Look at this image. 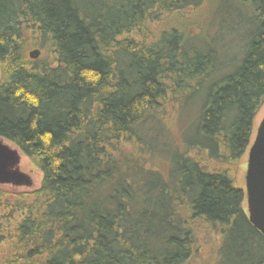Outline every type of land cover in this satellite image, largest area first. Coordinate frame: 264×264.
Returning a JSON list of instances; mask_svg holds the SVG:
<instances>
[{"label": "trees", "instance_id": "obj_1", "mask_svg": "<svg viewBox=\"0 0 264 264\" xmlns=\"http://www.w3.org/2000/svg\"><path fill=\"white\" fill-rule=\"evenodd\" d=\"M235 1L245 15L226 0H0V138L43 174L33 192L0 186V264H193L198 221L220 238L215 264H264L232 178L264 103V0ZM242 32L228 61L225 35ZM170 105L191 120L180 136L158 122ZM131 142L142 160L122 156Z\"/></svg>", "mask_w": 264, "mask_h": 264}, {"label": "rangeland", "instance_id": "obj_2", "mask_svg": "<svg viewBox=\"0 0 264 264\" xmlns=\"http://www.w3.org/2000/svg\"><path fill=\"white\" fill-rule=\"evenodd\" d=\"M225 6H226L225 8L228 9L226 13H227V17L229 18H234V17H239L241 15H245V13L243 14L244 8L242 7V3L240 1L226 0ZM194 16L195 14L192 12H189L188 14L184 15L185 23L187 25H190V29H189L190 33H194V31L196 30V24H194L195 22ZM193 24L195 26L191 27V25ZM167 25H168V22L166 21L165 16H163L161 17L159 21H157L156 23H153L150 26V29H151V32H154L156 34L158 30L166 28ZM241 28L244 30V36H245L246 28L245 27H241ZM241 28H239V30ZM242 34L243 32L239 36H237L236 34L226 33L225 35L226 40L224 43L225 44L224 58L227 59L228 61L233 60L236 62L239 59L241 48L244 45V40L243 38H241ZM230 35H235V36L229 37ZM32 41L33 40H30L29 45H28L29 54H31L34 51H40L41 54L38 57L39 59H45L48 57L50 59H53V55L51 53H49L48 51L41 50L39 45H37L36 42L34 41L32 42ZM224 62H226V60H224ZM222 72H223V68L221 69V72H219L218 75L220 76ZM2 75L3 74L1 71V67H0V81L2 79ZM167 111L168 112H166L160 118L158 122L161 123L160 125L162 127L167 126L168 128H170V131L175 136H180L181 129L184 127V125H186V123L191 122V120L189 121L188 119L186 120V118L185 119H182V117L180 118L181 115L179 116L178 113H175L171 105L168 106ZM194 117H196L195 114H194ZM263 119H264V103L259 109L257 116L255 118V121H254V128H253V134H252L250 146L255 141L257 130ZM150 128L151 126L147 125L144 129V132L145 133L149 132ZM3 144L9 146L13 150L19 151L20 156H21V162L19 165V169L22 173H25L26 175H28L32 179V183H33L32 188H27V187L14 188L11 186H5V189L12 190L13 193L33 192V191L40 189L42 181H43V174L40 171V169L36 167L29 158H27L24 154H22V152L19 150V148L16 145L6 140L3 141ZM119 149L123 151L122 156L127 157L128 159H131V160L133 158H135L136 160H142L143 159L142 156H144L145 154L144 150L141 149V145H136L135 142H131L126 145H120ZM248 155H249V150L246 152V154L243 156V158L239 162L236 170H233L232 172V178L234 179L236 186L244 191L246 190V174L248 170ZM144 161L146 163V160ZM158 163H155V165H158ZM147 164L151 166V164L149 163ZM244 209L248 213L247 202H245L244 204ZM195 229L200 234L202 251L198 253L197 258L193 264H215L216 258L214 256V253H215V248L217 244H219L220 238L214 235L212 229L209 226L199 221L195 223Z\"/></svg>", "mask_w": 264, "mask_h": 264}, {"label": "water", "instance_id": "obj_3", "mask_svg": "<svg viewBox=\"0 0 264 264\" xmlns=\"http://www.w3.org/2000/svg\"><path fill=\"white\" fill-rule=\"evenodd\" d=\"M39 55V51H34L30 57L37 59ZM3 141L0 138V186L32 188V179L19 169V151L11 149ZM245 194L249 221L264 236V119L249 149Z\"/></svg>", "mask_w": 264, "mask_h": 264}]
</instances>
